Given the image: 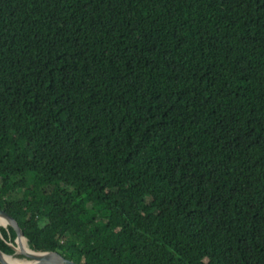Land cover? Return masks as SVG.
<instances>
[{
    "label": "trees",
    "instance_id": "trees-1",
    "mask_svg": "<svg viewBox=\"0 0 264 264\" xmlns=\"http://www.w3.org/2000/svg\"><path fill=\"white\" fill-rule=\"evenodd\" d=\"M0 209L78 264H264V0H0Z\"/></svg>",
    "mask_w": 264,
    "mask_h": 264
},
{
    "label": "water",
    "instance_id": "water-1",
    "mask_svg": "<svg viewBox=\"0 0 264 264\" xmlns=\"http://www.w3.org/2000/svg\"><path fill=\"white\" fill-rule=\"evenodd\" d=\"M0 217L3 218L5 221V224L10 226L12 228V230L14 231V235H15L14 239L17 238L19 235L23 236L19 227L17 226L16 222L14 221V219L11 216H9L7 213H5L2 209H0ZM31 251L36 252V253H40L41 255L37 256V255H33V254H26L22 250H19L17 252L13 250V254L21 255L27 259L29 258L31 260H34L35 263H32V264H78V263H75V262H73L67 258H64L59 253H57L56 251H34L32 249H31ZM0 253H1V251H0ZM0 264H4L1 261V259H0Z\"/></svg>",
    "mask_w": 264,
    "mask_h": 264
},
{
    "label": "bare ground",
    "instance_id": "bare-ground-1",
    "mask_svg": "<svg viewBox=\"0 0 264 264\" xmlns=\"http://www.w3.org/2000/svg\"><path fill=\"white\" fill-rule=\"evenodd\" d=\"M0 225L5 226V221L0 217ZM14 244H10V246L14 249V251L22 250L26 254H33L40 256V253L32 252L28 247L26 240L23 236L19 235L14 239ZM0 259L4 264H32L35 263L34 260L27 258H17L15 255H8L3 252L0 253Z\"/></svg>",
    "mask_w": 264,
    "mask_h": 264
},
{
    "label": "rangeland",
    "instance_id": "rangeland-1",
    "mask_svg": "<svg viewBox=\"0 0 264 264\" xmlns=\"http://www.w3.org/2000/svg\"><path fill=\"white\" fill-rule=\"evenodd\" d=\"M17 148H18V146L16 145V144H13V145H11L10 146V151L13 153V154H15L16 152H17ZM0 227H1V230H0V236L1 237H3L5 234H7V229H5V227H6V224H5V226H1L0 225ZM8 243V242H7ZM12 255H17V254H12Z\"/></svg>",
    "mask_w": 264,
    "mask_h": 264
}]
</instances>
